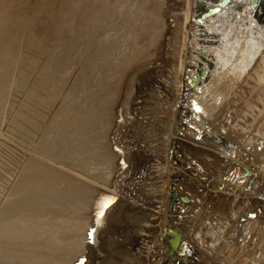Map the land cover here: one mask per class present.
<instances>
[{
  "label": "rangeland",
  "instance_id": "374dc122",
  "mask_svg": "<svg viewBox=\"0 0 264 264\" xmlns=\"http://www.w3.org/2000/svg\"><path fill=\"white\" fill-rule=\"evenodd\" d=\"M243 1L202 0L199 43L194 0H0V264H131L107 153L120 105L163 79L200 69L237 140L264 144V33L234 20Z\"/></svg>",
  "mask_w": 264,
  "mask_h": 264
},
{
  "label": "built area",
  "instance_id": "2783aa9c",
  "mask_svg": "<svg viewBox=\"0 0 264 264\" xmlns=\"http://www.w3.org/2000/svg\"><path fill=\"white\" fill-rule=\"evenodd\" d=\"M184 75L118 110L110 193L128 223L114 238L131 264H264V144L237 140L249 130L236 128L223 95L195 110ZM205 135L226 138L234 153Z\"/></svg>",
  "mask_w": 264,
  "mask_h": 264
},
{
  "label": "water",
  "instance_id": "95a60500",
  "mask_svg": "<svg viewBox=\"0 0 264 264\" xmlns=\"http://www.w3.org/2000/svg\"><path fill=\"white\" fill-rule=\"evenodd\" d=\"M237 9L241 13V14H235V16H234V20L238 24L240 23L241 19L246 17L245 20H244L245 26H249V27L253 26L256 32L261 30L264 33V0H246V1L244 0L243 2H241L239 4ZM203 12H204V9H203L202 0H194L192 21L194 22V24L196 26V29H197V32H196V37L197 38L196 39H197V41L199 43L203 42L202 34L201 35L198 34L199 31H201L202 29H206L207 28L206 24L209 22V17L212 14H214V13H211V15L210 14L209 15H204ZM254 22H256V23H254ZM257 24H258L259 27L257 26ZM249 27H245L244 29H247ZM210 35H213V33L210 32ZM192 36H193V34H192ZM243 41H244V39H243ZM191 52L194 55L196 53V48L192 49ZM262 54H264V44H263L261 50L259 51V55L256 57L254 62ZM254 62H253V64H254ZM194 68L196 69L194 64H190V65L187 66V68H186L187 70L186 71H192ZM199 75H200V69H196L195 72H193V74H192L191 80H189V82H187V81H185V82L187 83L186 84L187 85L186 86V91L190 92L191 95H194V98H192V101H191L192 104L195 103L196 101L201 103L202 109H199V107L197 109L196 108H194V109L197 110L198 112H202V111H205L204 105L205 104L208 105L207 104V102H208L207 100L209 99L211 101V99L215 98V96L211 97V98H208V99L206 98V89H207V87H206V85H203V83H202L203 82V77L201 75L200 76ZM227 76H230V75H227ZM227 76L225 77V75H224V79L220 80V81L229 82L230 79H228L229 77H227ZM216 78L218 79L217 75L214 77V80ZM214 80H213V83L215 84ZM214 84H211L209 86L211 90L214 87ZM199 92L202 93L201 96L199 95ZM213 93L216 96L219 95L218 92H213ZM208 97H210V96H208ZM117 113H118V111H117ZM203 139L215 143L219 148H221L223 151H225L227 153H230V154L234 153V144L232 142L227 141L226 138H224L222 136L205 135L203 137ZM113 152L116 153L115 149H113ZM116 159H117V157H116ZM237 168H239V170H243L246 175L251 176L252 182L256 179L257 175H256V173L254 171L243 169V168H240L239 166H237Z\"/></svg>",
  "mask_w": 264,
  "mask_h": 264
},
{
  "label": "crops",
  "instance_id": "0c3cea01",
  "mask_svg": "<svg viewBox=\"0 0 264 264\" xmlns=\"http://www.w3.org/2000/svg\"><path fill=\"white\" fill-rule=\"evenodd\" d=\"M107 155L112 158V164H110V168L115 167V163H116V157H115V155L113 154V152H111V153L109 152V153H107ZM118 213H119V210L117 211V214H114L113 211H110L108 213L107 220H109V222H112V223L115 222L116 223L117 217L119 215ZM90 225H91V222L90 221L87 224L83 225L84 230H82V231L85 232V228L88 227V226H90Z\"/></svg>",
  "mask_w": 264,
  "mask_h": 264
},
{
  "label": "snow or ice",
  "instance_id": "6c2138e0",
  "mask_svg": "<svg viewBox=\"0 0 264 264\" xmlns=\"http://www.w3.org/2000/svg\"><path fill=\"white\" fill-rule=\"evenodd\" d=\"M106 207H107L106 204H103L101 206V211L98 213V218L101 217V216H103V209L106 208ZM90 236H91V233H90ZM81 264H83V261H81Z\"/></svg>",
  "mask_w": 264,
  "mask_h": 264
},
{
  "label": "bare ground",
  "instance_id": "6f19581e",
  "mask_svg": "<svg viewBox=\"0 0 264 264\" xmlns=\"http://www.w3.org/2000/svg\"><path fill=\"white\" fill-rule=\"evenodd\" d=\"M232 12V11H231Z\"/></svg>",
  "mask_w": 264,
  "mask_h": 264
}]
</instances>
